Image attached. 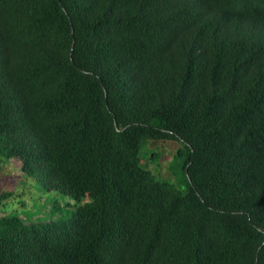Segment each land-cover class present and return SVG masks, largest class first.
Listing matches in <instances>:
<instances>
[{
    "label": "trees",
    "instance_id": "1",
    "mask_svg": "<svg viewBox=\"0 0 264 264\" xmlns=\"http://www.w3.org/2000/svg\"><path fill=\"white\" fill-rule=\"evenodd\" d=\"M11 158L74 203L1 214L0 264H264V0H0Z\"/></svg>",
    "mask_w": 264,
    "mask_h": 264
},
{
    "label": "rangeland",
    "instance_id": "2",
    "mask_svg": "<svg viewBox=\"0 0 264 264\" xmlns=\"http://www.w3.org/2000/svg\"><path fill=\"white\" fill-rule=\"evenodd\" d=\"M149 142L152 140L147 143ZM149 145L153 146L151 143ZM145 147L147 146L145 145L140 153ZM178 147L182 145L176 141L156 142L155 147L150 149L158 156V159H154L151 166L146 160L142 161V164L148 165L156 178L168 180L184 191L187 188L186 175L182 167L183 157L176 155ZM168 163H170V169L165 167ZM3 191L11 192L12 195L0 203V215L16 214L27 223L59 218L62 213L68 214L72 209L71 206L63 205L74 203L71 197L59 194L56 190L48 191L33 178L27 177L21 170L20 161L16 158L2 163L0 193ZM54 200L62 204L57 208L58 210L51 208Z\"/></svg>",
    "mask_w": 264,
    "mask_h": 264
}]
</instances>
